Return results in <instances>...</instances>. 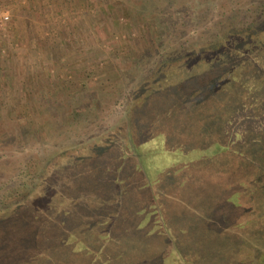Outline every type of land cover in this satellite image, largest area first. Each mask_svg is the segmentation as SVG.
<instances>
[{"label":"rangeland","instance_id":"1","mask_svg":"<svg viewBox=\"0 0 264 264\" xmlns=\"http://www.w3.org/2000/svg\"><path fill=\"white\" fill-rule=\"evenodd\" d=\"M138 1L0 0V264H264V0Z\"/></svg>","mask_w":264,"mask_h":264},{"label":"trees","instance_id":"2","mask_svg":"<svg viewBox=\"0 0 264 264\" xmlns=\"http://www.w3.org/2000/svg\"><path fill=\"white\" fill-rule=\"evenodd\" d=\"M112 2L118 5L117 7H119V10H120L119 13L122 14L124 17H128L129 15H132V16H134L136 18L138 16L137 17L138 21L139 22L142 21L143 25L146 24L147 28L150 29L151 32H154V33H150V35L153 37V38L152 37L151 38L153 39L154 42H152L150 40H144V41L142 40L139 43L140 45H142V47L145 45L144 46V48H145L144 50L147 51V54H149L154 49L155 39L158 36V32L155 30V28H153V26H151V25H154L152 23L153 21H155V24L158 22V25L161 28L164 27V29H165L164 34L168 33V35H171V34L173 35L174 31L177 29L178 23H175L176 22V17H174L173 14L169 15L168 18L165 19V20L162 19V14H159L157 16H154V14H152L151 10L154 8V6H156L158 8V10L161 7L162 3L160 1L151 2V1H138L137 0L136 2L131 3V5H129L128 7H122V5L120 3V0H112ZM173 4L174 3H172V5ZM172 5H171V7H172ZM261 5H262V2H261ZM142 14L143 15L146 14L145 18L141 17ZM90 18H93V20L96 19L95 15H93V14L90 15ZM250 23L253 25V22H250ZM248 24L246 25L247 28L249 27ZM246 27H243V28H246ZM156 32H157V34H156ZM153 34H155L156 36L153 35ZM154 36H155V38H154ZM160 36H158V37H160ZM236 37H237V35H235L234 33H232L231 36H230V38H232V39H234ZM219 38H220V35L218 33L217 35L213 36V39H211L210 41L214 42L215 40H219ZM210 41H208L206 43V45H201L200 43L194 41L193 43L188 44L187 48H189V50L193 53L196 50H201L202 48L209 47L210 46ZM155 44L158 46L157 42ZM131 51L134 54V56L136 55V57H134V60H136V58H137L138 63L141 62V55H139L138 52H135V47ZM137 65H138V67L140 69L142 68V65H140V64H137ZM154 77H155L154 75L152 77V74H149L147 76V79H146L145 82L144 81H138V82H136L135 84H133L131 86V88L129 90V92H131V101L128 102L126 104V106H124V108L122 110L125 113V115L130 113L129 115L131 116V113H134L140 107V105H142V103L140 104V97H141V99H143V98H145L147 96V93L145 95H143V94L145 92L151 90L150 88L153 86L151 83L153 82L152 80H153ZM163 79L164 78H162V80ZM160 81H161V79H160ZM81 91H82V89L78 90V92H81ZM131 106H133V108ZM78 108H76L75 110H72L70 118L75 119L77 117H82L84 112H83V110L78 109ZM129 115H127V116H129ZM3 120L4 119L0 120V124L1 125L3 124L2 123ZM118 126H120V125H118ZM117 128L118 127H116V129ZM98 138H101L102 141L104 140L103 139L104 137H99V135H95L90 140H97Z\"/></svg>","mask_w":264,"mask_h":264}]
</instances>
